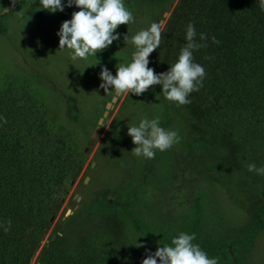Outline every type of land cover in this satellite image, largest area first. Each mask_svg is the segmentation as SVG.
<instances>
[{"label": "rangeland", "instance_id": "obj_1", "mask_svg": "<svg viewBox=\"0 0 264 264\" xmlns=\"http://www.w3.org/2000/svg\"><path fill=\"white\" fill-rule=\"evenodd\" d=\"M179 2L124 0L134 21L117 27L120 38L97 56L70 61L68 50L59 49L56 33L79 9L49 13L38 0H0V104L17 97L20 102L8 103V108L25 116L30 112L28 106L22 108L27 91L47 127L80 160L29 264H41L53 242L68 252L93 243L124 264H141L168 244L159 238L180 232L194 233L198 241L193 243L217 257L218 264L232 263L230 252L220 248L230 241L238 264H264V176L247 170L248 163L264 165V122L229 112L208 123L189 103L177 106L164 98L160 85H153L138 96L120 94L90 145L115 94L99 87L101 67L115 75L134 51L123 36L160 20L162 35ZM159 49L148 57L155 73L165 72ZM30 113L34 120L40 118L36 111ZM145 117H159L162 127L178 130L180 142L157 150L151 159L135 157L127 128Z\"/></svg>", "mask_w": 264, "mask_h": 264}, {"label": "trees", "instance_id": "obj_2", "mask_svg": "<svg viewBox=\"0 0 264 264\" xmlns=\"http://www.w3.org/2000/svg\"><path fill=\"white\" fill-rule=\"evenodd\" d=\"M175 10L161 35L162 69L167 71L176 61L186 43L188 23L194 24L198 42L206 45L193 52L205 77L199 91L190 94V108L212 124L229 112L263 123L264 11L259 0H181ZM200 33L208 39L199 41ZM24 94L27 102L22 108L28 106L40 115L38 103L27 91ZM16 98L0 104V116L6 121L0 123V224L11 221L7 232L0 228V264H29L80 166L68 142L47 127L43 116L34 120V113L23 116L9 110L8 103L20 102ZM141 227L136 229L148 235ZM172 238L159 240L170 244ZM220 246L232 255L231 264H238L231 251L233 241ZM41 264L124 263L93 243L68 252L53 242Z\"/></svg>", "mask_w": 264, "mask_h": 264}, {"label": "clouds", "instance_id": "obj_3", "mask_svg": "<svg viewBox=\"0 0 264 264\" xmlns=\"http://www.w3.org/2000/svg\"><path fill=\"white\" fill-rule=\"evenodd\" d=\"M38 6L49 13L63 11L65 7L79 9L61 24L56 33L59 49L68 50L70 61L97 56L120 38L121 34L116 32L119 25L128 26L134 21L133 13L125 6L124 0H38ZM259 6L264 11V0H259ZM160 39L161 25L155 21L132 35L127 32L123 36L124 43L134 48L130 61L119 64L115 75L107 67H101L99 87L117 96L124 92L138 96L150 86L160 85V93L167 101L175 102L177 106L190 103V94L199 91L205 77V69L194 61L193 52L206 45L198 42L194 24L188 23L184 36L186 43L180 48L176 61L169 65L167 71L155 73L148 66V57L160 46ZM206 39L205 33L199 34V41ZM211 40L217 42L214 36ZM3 122H6L5 118L0 116V123ZM127 135L135 145L130 153L147 159L153 158L157 150L163 152L181 140L178 130L160 125L159 117L140 119L138 125L128 126ZM247 170L264 176V165L257 167L255 163H248ZM10 226L11 221L0 224L5 232ZM194 240V233L180 232L170 244L148 254L141 264H218V258L209 257L199 244L193 243Z\"/></svg>", "mask_w": 264, "mask_h": 264}, {"label": "water", "instance_id": "obj_4", "mask_svg": "<svg viewBox=\"0 0 264 264\" xmlns=\"http://www.w3.org/2000/svg\"><path fill=\"white\" fill-rule=\"evenodd\" d=\"M166 14H167V12H164L162 14L163 17H165ZM158 23L161 25L163 23V20H160ZM117 97L118 96L116 94H114V96L111 98V100L106 103L105 110H104L102 116L98 119L97 125H96V127H95V129H94V131H93V133L91 135L92 139L90 141V145H93L98 132L101 130V126L103 125L104 118H106V116L108 115L109 110L112 108L113 104L117 101Z\"/></svg>", "mask_w": 264, "mask_h": 264}]
</instances>
